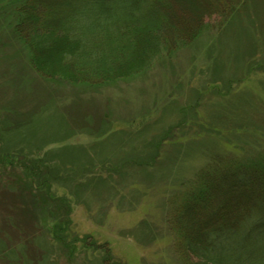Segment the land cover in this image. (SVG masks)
Here are the masks:
<instances>
[{
    "label": "rangeland",
    "instance_id": "1",
    "mask_svg": "<svg viewBox=\"0 0 264 264\" xmlns=\"http://www.w3.org/2000/svg\"><path fill=\"white\" fill-rule=\"evenodd\" d=\"M4 1L5 142L23 140L40 154L50 150L62 175L68 172L51 190L67 199L75 236L91 235L123 264H182L167 222L171 198L177 201L218 156L264 153V0H246L228 17L204 14L199 24L203 6L215 0H159L165 6L158 17L186 22L194 36L176 41L167 54L160 51L142 73L103 85L39 75L12 30ZM133 156L148 162L128 160L121 167ZM42 195L18 171L0 169V264H109L101 248L82 241L68 258L47 230L58 204Z\"/></svg>",
    "mask_w": 264,
    "mask_h": 264
},
{
    "label": "trees",
    "instance_id": "2",
    "mask_svg": "<svg viewBox=\"0 0 264 264\" xmlns=\"http://www.w3.org/2000/svg\"><path fill=\"white\" fill-rule=\"evenodd\" d=\"M245 1L208 3L197 22L203 23L202 17L211 13L228 17ZM159 2L5 0L3 8L14 18L12 30L25 46L22 49L30 67L39 75L103 85L142 73L155 56L158 59L177 47L178 41L192 37L195 30L186 22L178 25L173 18L168 22L167 14L158 17L165 6ZM3 135L0 131V169L18 171L30 188L58 204L47 230L68 258L82 241L86 247L101 248L102 260L109 264H123L113 260L109 248L91 235L72 233L68 201L51 190L52 184L69 175L67 171L62 175L53 152L35 153L25 141L9 144ZM259 153L256 157H216L183 187L177 201L176 196L171 198L173 212L167 222L174 231L182 264H264V153ZM151 154L153 158L155 153ZM128 160L136 165L148 162L133 156L121 161V167Z\"/></svg>",
    "mask_w": 264,
    "mask_h": 264
}]
</instances>
